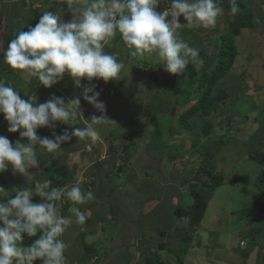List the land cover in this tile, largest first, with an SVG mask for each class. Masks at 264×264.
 Returning a JSON list of instances; mask_svg holds the SVG:
<instances>
[{"label": "rangeland", "instance_id": "rangeland-1", "mask_svg": "<svg viewBox=\"0 0 264 264\" xmlns=\"http://www.w3.org/2000/svg\"><path fill=\"white\" fill-rule=\"evenodd\" d=\"M7 1L0 0V16L5 15V19L8 9L5 8ZM31 1L37 0H28L27 3ZM252 2L256 15L255 28H243L236 37L238 56L232 69L219 83V86L225 87L231 96L226 100L225 105L208 117L212 123V129L208 135L202 131L205 118L195 117L191 120L199 125L195 131L201 135L200 144L203 145L201 148L200 146L193 148L190 145L192 143L191 132L184 130L180 125L179 110H176L182 101L179 98L176 101L173 95H166L169 84L165 81L147 84L143 72L139 70L137 74L134 73L140 68H150V66H145L146 64H159L164 77L173 76L164 70L162 61L154 54L151 56L146 54V58L143 60L127 58L128 55H125L129 54L126 53L128 48L122 40L117 42L119 33L109 41L105 51L109 54H119L118 61L123 62L128 80L121 82L122 85L117 82L113 83V87L116 88L110 90L108 87L107 93L102 92L101 84L93 83L96 84L95 90L99 89L98 92H101L99 100L105 104L106 118L112 123L93 125L101 132V137L96 142L74 137V141L71 139L72 141L61 144L60 150L52 154L53 157L64 154L67 146L76 148L82 142L85 155L74 151L69 153L67 158L71 168L77 164L75 177L82 181H84L85 171H88L87 168H93L92 171L97 170L95 164L92 163L93 160L105 159L109 154L117 157L119 165L126 163L125 166L128 170L123 171V175L118 180L115 178L114 181H111L113 179L111 176L108 181L106 177L104 180L108 182V185H105L107 188L99 187V182L94 186L86 180L88 184L94 186V192L99 187L98 190L102 195H97V203L95 202L94 208L92 207L93 212L84 208L87 203L75 204L71 200L72 205L65 212L62 208L66 204V199L62 198L58 202L59 214L66 218L68 215L73 217L69 218L72 221V227L65 232L66 236L61 237L65 244L72 242L71 246L67 248L69 253H80L83 250L81 241L93 243V240L102 235L100 238L103 240L99 239L94 242V246L98 251L101 250V246H104V254L107 256L110 254L108 264H144L145 258L140 255V252L133 255L132 263L126 260L130 258L132 248L135 251H140L138 243L145 241L144 239L152 242L161 238L164 242L170 243L172 250L179 249L181 246L183 247L184 242L183 236H180L181 232L188 231L194 240L187 243L190 248L183 263L173 252L165 254V251L162 250L161 254H164L165 264H264V233L254 240L250 236H245L255 227L261 226L264 230V214L257 206L259 186L264 188V180L261 184L256 183L259 182L264 167L249 157L250 149L264 152V130H262V123L264 124V0H252ZM9 4L10 8L15 11L22 6L19 1ZM178 22L186 23L182 16ZM228 29L225 11L223 16L218 17L217 24L213 27L207 29L183 27L177 32L179 38L190 47L197 50L205 48L206 56L199 58L204 62V65L202 63L201 66L211 68L213 55L219 46V35ZM22 31L27 30L22 29ZM1 70L0 76L3 74ZM139 77H141V82L131 86V80L135 81ZM12 80L8 79V82ZM86 80V78H82L83 86L88 85ZM25 81L27 82L24 83H28L30 79H25ZM149 81L151 82V80ZM9 83L14 87L12 82ZM62 85L72 88L69 99L79 97L81 100L78 110L80 117H78V124L75 127H87L93 116L102 115L82 99L83 88L76 87L70 76L64 77L57 84L56 90L44 87L32 95L38 98L37 103L42 101L46 94H49V98L43 100V103L52 96L64 98L60 92H57L58 87H62ZM119 85L126 86L128 89L125 90L126 87L120 89ZM25 86L20 84L16 90L19 91L22 99L27 100L33 89L31 86ZM130 93L134 95L128 98ZM64 100L67 103L65 98ZM230 116L232 122L235 116L239 118L246 116V119L243 118L241 127L239 126L240 119L235 120V124L230 126L227 124ZM0 118V128H5L4 115H1ZM55 123L54 129L38 128L37 135L42 138H54V132L61 134L64 130L72 131L69 125L59 121ZM238 126L240 131L237 132ZM171 128L174 130L173 134H170ZM225 131L230 132L226 133ZM14 135L12 141L20 140L21 143H27V138L21 139L18 132ZM134 137L137 139L135 143L127 142L129 139L133 140ZM164 142L170 146L165 148ZM218 147L219 151L216 150ZM208 149L216 153L212 162L208 164L207 170L199 172L200 180L204 181L210 176V173L217 172L223 173L225 178L223 184L214 191L201 225L202 228L199 230L200 233L199 231L196 233L189 231L181 220L178 221L170 209L174 202L183 206L191 203L189 182L195 181L194 176L201 164L204 152ZM46 154L47 151L37 145L40 167L29 169L31 176L15 173L9 167L6 172L0 173V186H5V190H9V195H15L13 189L31 188L34 193L35 181H40V179L45 181L43 170L46 162H43L42 158ZM175 154L176 157L171 156ZM170 157L173 158L169 159ZM111 166V162H105V167L102 170L107 172ZM185 178L188 181L186 183L184 182ZM82 181L76 182L75 180L73 182L75 184L71 183L66 188L82 183ZM81 188L84 192H89L87 188L90 187L82 183ZM61 189L65 191L64 188ZM137 189H142V191ZM117 198L120 210L115 213L118 207ZM32 202L41 203L43 200L34 193ZM110 204H114L111 207L113 216L109 214ZM73 208H78L86 215L84 223L76 222L75 214L71 211ZM111 216L112 219H110ZM102 223H105L108 231L106 234L103 233L102 229L105 227L101 226ZM177 226L179 229H175ZM161 230L168 231L166 235H163V238L159 234ZM112 233H116L114 237ZM137 235L138 237L132 239ZM106 236L110 237L109 241L104 240L103 237ZM140 245L143 246V242ZM249 250L248 257H244L243 253ZM99 257L102 258V256ZM90 258L86 259V264H92ZM71 261L74 264L73 259ZM93 264L96 263L93 262Z\"/></svg>", "mask_w": 264, "mask_h": 264}, {"label": "clouds", "instance_id": "clouds-1", "mask_svg": "<svg viewBox=\"0 0 264 264\" xmlns=\"http://www.w3.org/2000/svg\"><path fill=\"white\" fill-rule=\"evenodd\" d=\"M67 7L76 9L71 21L63 22L59 14L45 11L35 27L19 31L10 41L3 62L18 70L25 79L35 78L45 88L52 87L68 74L76 87H83V99L102 115L93 116L87 127H75L80 117L79 97L67 99L66 103L64 98L52 96L44 103H37L35 95L22 99L16 88L0 79V113L9 125L8 131H19L21 139L27 138V143L17 140L13 144L8 137L0 135V173L11 167L15 173L31 176L29 169L40 167L37 145L48 153H55L61 144L73 137L93 142L100 139L101 132L93 125L112 121L106 118V106L99 100L100 93L95 90V85L82 86L81 80L86 78L91 82L96 78L107 83L120 79L124 64L118 61L119 54L105 51V45L117 33L130 50L131 57L143 60L146 54H154L162 61L166 72L180 76L190 63L199 67L203 62L198 50L180 39L177 30L213 27L225 12L216 0H69ZM238 12L236 0H231L229 15ZM181 16L185 24L178 22ZM153 65L146 64L150 68H140L134 73L143 72L147 84L169 78L162 75L159 64L156 65L159 68H152ZM154 70L159 71L157 81L149 78ZM124 71L123 82H127ZM140 78L130 79V85L141 82ZM57 121L69 125L72 131L54 132V138L37 135L38 128L54 129ZM131 140L127 142L135 143L137 139ZM79 184L64 191L52 188L50 180L35 181L34 193L42 198L41 203L32 202L31 188L13 189L15 195H9V190L0 186V264H34L37 260L41 264H67L70 261L64 255L67 245L61 237L72 221L59 214L58 202L65 196L81 205L94 200V194L84 192ZM71 211L77 223L85 222L86 215L78 208ZM25 235L38 238L24 246ZM96 258H91L92 264ZM73 259L74 264H78V257Z\"/></svg>", "mask_w": 264, "mask_h": 264}, {"label": "trees", "instance_id": "trees-1", "mask_svg": "<svg viewBox=\"0 0 264 264\" xmlns=\"http://www.w3.org/2000/svg\"><path fill=\"white\" fill-rule=\"evenodd\" d=\"M25 2V0H24ZM217 4L221 6L225 11L227 15V21L229 29L226 30L224 33L219 35V46L217 47V50L215 54L213 55L212 62L213 66L211 68H203L201 65L199 67H194L192 63L189 64V66L186 68V70L183 72L180 76H170L169 78H166V83L169 84L168 91L166 95H173L175 97L176 101L181 99V104L178 105L176 110H179V122L180 125L191 132V138L192 143L190 144L193 148H197L198 146L203 147L202 144H200V133H197L195 130L199 126L197 122H191L193 118H205V123L202 127V131L205 135H208L212 129V123L208 119L209 116H211L214 112L218 111L223 105L226 104V100L231 96V93L225 88L220 87L219 83L222 78L225 77L226 73L230 71L236 61V58L238 56V46L236 44V37L241 33L243 28H255V14H254V3L252 0H236V3L239 7V12L232 16L229 15L230 12V5L231 0H216ZM17 27L18 24L15 23L13 25H9V22L3 15L0 16V49H3L6 47V41L8 40V44L12 39L15 38L17 35ZM199 58H204L206 56V50L205 48H202L198 50ZM157 64L153 65L152 68H159L156 67ZM204 65V62H203ZM2 69L3 77H0V79H4L6 83L12 82V85L19 87L20 83L16 80L18 79V73L17 70L11 69L10 66L7 64L3 67H0ZM125 75L124 69L122 70L120 74L119 80H111L107 84L109 87H113V83H120L123 82V78ZM8 79H13L12 81L8 82ZM102 79H96L93 78L92 81L96 82ZM88 82V80H86ZM195 84V85H194ZM22 85V84H21ZM84 84L82 83V86ZM112 85V86H111ZM120 89L124 88L125 86H120ZM25 86V84H24ZM32 87L31 85H26L25 87ZM117 86V85H116ZM44 88L43 85H41L38 89ZM114 89L116 87H113ZM52 90L53 87H50ZM128 89L127 87L125 90ZM55 90V89H53ZM57 92H59L57 90ZM49 93V92H48ZM49 94H46V96L42 99V101H39V103H43V100L48 99ZM132 93L128 95V97H131ZM169 104V101H168ZM3 115L0 113V116ZM247 116V115H246ZM246 116L243 117L246 119ZM239 118L235 116L233 119V122L231 119V116L228 119L227 124L230 126L235 124V120L240 119L239 126L241 123H243L244 119ZM243 120V121H242ZM6 121V120H5ZM242 121V122H241ZM237 123V122H236ZM262 130H264V124L262 123ZM229 126V127H230ZM237 127V132L240 131V127ZM8 123L6 121L5 128H0V135L6 132V137L9 138V140L15 144V141H12L15 137V133H11L8 131ZM261 130V132H262ZM160 132V131H159ZM226 132V131H225ZM230 132V131H229ZM226 132V133H229ZM174 130L170 129V134H173ZM224 133V132H223ZM232 134V133H231ZM233 135V134H232ZM17 137V136H16ZM74 141V137L72 138ZM71 140V141H72ZM200 144V145H199ZM131 147V145H129ZM165 148H168L170 145L166 144L164 142L163 145ZM217 151H219V147L216 148ZM213 150V151H216ZM80 152L82 155H85V148L81 144L75 146H67L66 152L61 155H57L56 157H53L52 153H48L42 158L43 162H46V166L44 167V177L45 181L50 180L51 181V187L52 188H66V186L71 185L76 180V172H77V164H74V166L71 168L68 163V154L72 152ZM128 151V150H126ZM216 152H212L209 149L206 150L203 154V157L201 159V164L196 172V175L194 176L195 181L189 182V196L191 197L192 201L186 206L183 205H177V203L171 204L170 211L173 215L181 222L186 223L185 226L190 231H199L202 225V222L205 218L209 201L212 198V195L214 194V191L220 187L224 182V174L217 172L215 174L210 173V176L207 177L204 181H201L199 178V172L200 171H206L207 166L210 162H212V158L215 155ZM167 155V154H166ZM173 157H176L177 155H171ZM170 157L169 159L173 158ZM249 157L262 164L264 167V152L257 149H250L249 150ZM126 159V158H125ZM105 162L112 163V166L107 169L108 171L105 172L102 170L105 167ZM93 165L97 168L96 171H92L93 168L89 167L87 168L88 171H85V179H90L91 183L93 185H96V183H100L99 187L107 188L105 185H108V182H105L104 179H107L110 181V177L112 176L113 179L111 181L118 180L123 175V171L128 170L126 163L124 165H119L117 161V157L111 156L109 154L108 157L105 159H94ZM117 164V165H116ZM121 164V163H120ZM120 171V172H119ZM116 176V177H115ZM94 178V179H92ZM96 179L99 181H96ZM259 182H256L258 184H261V182L264 180V169L259 177ZM84 180L83 183L88 186V182ZM185 183L188 182L187 179H184ZM40 182H44L43 179H40ZM87 182V183H86ZM74 184V183H73ZM81 186V185H80ZM3 187V186H2ZM98 187V188H99ZM5 188V186H4ZM260 192L258 193V208L260 211L264 214V188L260 187ZM34 189V186H33ZM66 199V204L63 206V210L66 212L69 210L72 203L70 200L65 196L63 197ZM86 208V207H84ZM71 215H68L67 218H69ZM90 221V220H89ZM174 227V226H173ZM106 228V226H105ZM185 228V227H184ZM175 229H179L177 226ZM186 229V228H185ZM168 233L167 230H161L160 236L166 235ZM197 233V232H196ZM200 233V231H199ZM264 233L263 227H255L253 231H249V234L245 236H250L251 239H258V236H261ZM65 235V234H64ZM39 236V234H38ZM37 237H27L25 235V238L22 242L24 246H28L32 243V241ZM183 236V247L181 246L179 249H171L170 243H166L163 241V239H160L157 243H152L147 239H144L143 246L139 245L140 253L145 258L144 264H165L164 254H161V251L164 250L165 254L168 252H173L177 255V258L181 263H183V260L189 250V246L187 243L194 240V237L190 235L188 231L181 232V235ZM83 244V250L78 254H71L67 250L68 247H66L65 250V257L70 259V261L67 264H73L71 261L73 257H78L80 264H86L87 260L90 257L97 256L95 259L96 264H108L109 262V255L107 256L105 253V250L98 251L95 246L94 242H87L85 240L81 241ZM140 242V244L142 243ZM256 244V242H254ZM255 246V245H254ZM250 253V250L248 252L243 253L244 257H248ZM99 256H102L100 259ZM87 259V260H86ZM91 259V258H90ZM127 260V259H126ZM75 261V259H73ZM128 261V260H127ZM34 264H41L39 260L35 261Z\"/></svg>", "mask_w": 264, "mask_h": 264}, {"label": "crops", "instance_id": "crops-1", "mask_svg": "<svg viewBox=\"0 0 264 264\" xmlns=\"http://www.w3.org/2000/svg\"><path fill=\"white\" fill-rule=\"evenodd\" d=\"M13 1H19L21 4H22V6L21 7H19L18 8V10L17 11H15L14 9H12V8H10L11 7V5L9 4L10 2H13ZM28 2V0H25V2H24V0H8L7 1V3L5 4V8L7 9V17H6V19H7V21L9 22V25L11 26V25H13V24H15V23H17L18 24V27H17V33L19 32V31H22V29H26L27 31L29 30V28H31V27H35V25L39 22V19H40V17L44 14V12L45 11H49V12H53L54 14H59L60 15V18H61V20L63 21V22H69V21H71V19H72V14H74L75 12H76V9L75 8H69V7H67V4H68V2H69V0H37V1H31V2H29V3H27ZM66 6H65V5ZM4 17H5V15H3ZM59 22V21H58ZM122 39H121V37H120V35L117 37V42H119V41H121ZM6 47L5 48H3V49H0V67H3L4 65H6L4 62H3V59H4V52L7 50V48H8V40L6 41ZM108 45H109V42H108V44H106L105 45V48L106 47H108ZM129 49H127V51H126V53H129ZM131 56H130V54L128 55V58H130ZM1 69V68H0ZM2 71V70H1ZM4 72H7V71H4ZM4 72H2V73H4ZM17 73H18V79L16 80L17 82H19L20 84H32V87H31V89H33V91L31 92V95L33 94V93H35L37 90H38V88L42 85V84H40L39 83V81H37L35 78H29L30 79V81L28 82V83H24V82H27V81H25V78L23 77V76H21V74L19 73V71L17 70ZM69 75L68 74H65L64 75V77L66 78V77H68ZM0 77H3V74H2V76H0ZM60 82V81H59ZM58 82V83H59ZM58 83H56L55 85H53L52 87H53V89H55L56 90V87H57V84ZM93 83H96V84H101L102 85V92H105V93H107V89H108V85H107V83H105L103 80H99V81H96V82H94V81H91V82H89L88 81V85H86V86H92V85H96V84H93ZM15 88H17V86H15ZM24 88V87H23ZM83 88V87H82ZM62 95H63V97L67 100H69V94L71 93V91H72V88H69V87H65L64 85H62V87H58V89H57ZM110 90H112V89H110ZM97 92L99 91V89L98 90H96ZM99 93H101V92H99ZM82 99H83V96H82ZM67 100V101H68ZM0 120H1V118H0ZM7 132V131H6ZM6 132H4L5 134H6ZM4 133L3 134H1V135H4ZM18 134H19V131H18ZM6 136V135H5ZM92 179H94V178H92ZM78 180L79 181H82V180H80L79 178H78ZM83 180H86L85 179V177L83 176ZM87 180L89 181V182H91V180L90 179H88L87 178ZM75 184V183H74ZM80 185V184H79ZM95 186V185H94ZM94 186H92L91 184H89V187L90 188H87L88 189V191L89 192H92L93 194H94V196H95V199L94 200H92V201H89L88 203H87V205L86 206H84V207H86V209H90L92 212H93V205H94V203L96 202L97 203V195L98 196H102L101 195V193H100V191L98 190V188L96 189V191L94 192ZM81 187V186H80ZM82 189V188H81ZM67 190V188H65V191ZM83 190V189H82ZM138 191H142V189H137ZM124 195V194H123ZM113 200H114V198H112ZM117 200V202H118V198L116 199ZM114 206V204L112 205V204H110L109 205V207H108V209H110V213L109 214H112V212H113V209L111 208V207H113ZM93 207V208H92ZM96 210V209H95ZM119 210H120V204H119V202H118V207H117V210H116V212L115 213H118L119 212ZM97 212V211H96ZM150 213V212H149ZM112 216H113V214H112ZM112 216H111V218L110 219H112ZM71 217V216H70ZM69 217V218H70ZM71 218H73V217H71ZM101 226L102 227H105V223H102L101 224ZM116 225L114 224V227H115ZM70 227H72V224L68 227V228H70ZM148 229V228H147ZM104 232V234H106V233H108V231L106 230V228L105 229H102ZM67 231H68V229H67ZM116 234V233H115ZM115 234H113L112 233V235H113V237L115 236ZM66 236V235H65ZM100 237H102V235L100 236ZM97 238V239H95V240H93V242H96V241H98L99 239H101L102 240V238ZM136 237H138V235L137 236H134L132 239H134V238H136ZM104 238V240L105 241H109V238L110 237H108V236H106V237H103ZM113 240H114V238H113ZM130 241V240H129ZM72 243V242H71ZM70 243V244H71ZM70 244H68V242L66 243V245H67V247H70L71 245ZM74 247V246H73ZM101 250H104V246H101ZM140 251H138V250H134V248H132V251H131V254H130V258L129 259H127L128 260V262L129 263H132V261H133V259H134V257H133V255H135L136 253H139ZM137 255V254H136Z\"/></svg>", "mask_w": 264, "mask_h": 264}, {"label": "water", "instance_id": "water-1", "mask_svg": "<svg viewBox=\"0 0 264 264\" xmlns=\"http://www.w3.org/2000/svg\"><path fill=\"white\" fill-rule=\"evenodd\" d=\"M158 73L159 71L158 70H154L151 75L149 76V78H151L152 80L154 81H157L158 80Z\"/></svg>", "mask_w": 264, "mask_h": 264}]
</instances>
